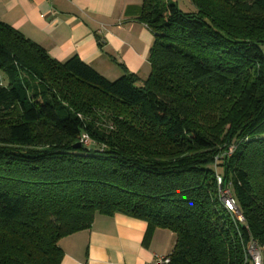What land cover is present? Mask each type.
Instances as JSON below:
<instances>
[{
	"label": "trees",
	"instance_id": "16d2710c",
	"mask_svg": "<svg viewBox=\"0 0 264 264\" xmlns=\"http://www.w3.org/2000/svg\"><path fill=\"white\" fill-rule=\"evenodd\" d=\"M190 2L142 0L144 80L59 62L0 21V264H59L63 237L116 212L173 232L172 264H253L251 239L264 264V0Z\"/></svg>",
	"mask_w": 264,
	"mask_h": 264
},
{
	"label": "crops",
	"instance_id": "0c3cea01",
	"mask_svg": "<svg viewBox=\"0 0 264 264\" xmlns=\"http://www.w3.org/2000/svg\"><path fill=\"white\" fill-rule=\"evenodd\" d=\"M142 0H0V21L41 45L53 59L79 57L107 79L150 72L153 33L138 20ZM145 219L96 214L89 228L63 237L59 264H149L171 254L175 235Z\"/></svg>",
	"mask_w": 264,
	"mask_h": 264
},
{
	"label": "built area",
	"instance_id": "2783aa9c",
	"mask_svg": "<svg viewBox=\"0 0 264 264\" xmlns=\"http://www.w3.org/2000/svg\"><path fill=\"white\" fill-rule=\"evenodd\" d=\"M80 141L85 145H89L91 142L90 138L86 134H82ZM217 181L221 184L222 180L220 176H217ZM219 197L224 208L233 213L239 221H242L243 217L240 212L237 211L235 199L228 187H220ZM247 255L253 264H262L260 247L257 242L252 239L249 240L247 244ZM149 264H172L171 254H155Z\"/></svg>",
	"mask_w": 264,
	"mask_h": 264
},
{
	"label": "rangeland",
	"instance_id": "374dc122",
	"mask_svg": "<svg viewBox=\"0 0 264 264\" xmlns=\"http://www.w3.org/2000/svg\"><path fill=\"white\" fill-rule=\"evenodd\" d=\"M178 3V6L181 10L183 11H189L193 10L194 7L190 0H175ZM262 49H264V44H262ZM110 80V79H109ZM94 116H96L95 124L98 126L100 130L103 131H110L114 129V124H113V117L112 113L108 110L105 109H98L94 112Z\"/></svg>",
	"mask_w": 264,
	"mask_h": 264
},
{
	"label": "water",
	"instance_id": "95a60500",
	"mask_svg": "<svg viewBox=\"0 0 264 264\" xmlns=\"http://www.w3.org/2000/svg\"><path fill=\"white\" fill-rule=\"evenodd\" d=\"M81 146V143L80 142H77L75 145H74V148H79ZM237 211L239 212V209H237Z\"/></svg>",
	"mask_w": 264,
	"mask_h": 264
}]
</instances>
